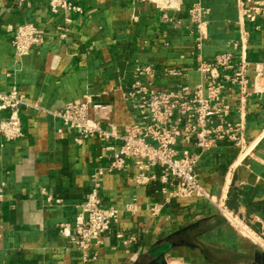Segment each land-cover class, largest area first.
Instances as JSON below:
<instances>
[{
	"label": "crops",
	"instance_id": "0c3cea01",
	"mask_svg": "<svg viewBox=\"0 0 264 264\" xmlns=\"http://www.w3.org/2000/svg\"><path fill=\"white\" fill-rule=\"evenodd\" d=\"M71 1L82 12L70 14L69 32L62 38L56 27L66 25L65 14L52 13L48 0H0V92L16 85L27 102L24 136L11 142L0 136V264H79L81 253L60 233V225H74L91 191V174L106 160L99 158L96 140L78 144L75 132L60 131L62 122L52 111L91 95L94 102L112 106L110 121L122 128L133 121L123 92L137 64L179 65L185 71L183 77L159 76L160 87L194 84L198 56L212 60L241 51L233 46L241 39L237 0ZM197 3L209 9L200 49L190 18ZM27 21L45 30L46 40L16 62L13 30ZM244 28L248 59L264 63V18ZM254 75L251 69L249 77ZM6 116L0 111V121ZM245 138L247 152L222 143L201 156L196 174L253 237L228 223L207 200L165 202L162 183L137 185L131 164L103 178V204L117 207L120 218L104 234L91 264H264V92L247 102ZM130 204L135 213L126 211ZM155 204L163 206L152 215ZM118 231L136 240L124 245Z\"/></svg>",
	"mask_w": 264,
	"mask_h": 264
},
{
	"label": "built area",
	"instance_id": "2783aa9c",
	"mask_svg": "<svg viewBox=\"0 0 264 264\" xmlns=\"http://www.w3.org/2000/svg\"><path fill=\"white\" fill-rule=\"evenodd\" d=\"M12 1L21 4L32 0ZM48 5L52 13L65 14L66 25L56 27L59 36L65 38L69 32L67 25L72 21L70 14L81 13L82 8L71 0H48ZM237 7L241 39L233 42V46L240 47V53L222 52L212 60L198 56L195 68L199 79L194 84L157 85L159 76H185L179 65L135 66L133 80L123 92V99L133 115L131 123L118 127L110 121L112 106L94 102L91 95L52 111L62 122L60 131L75 132L78 144L86 139L96 140L101 152L99 158L106 160L105 165L97 167L91 174V191L80 205L74 225H60V233L81 253L79 264H91L97 259L104 234L119 222L120 210L103 204L104 176L121 172L131 164L137 185L144 186L155 180L162 183L165 202L191 198L207 200L228 223L252 237L228 209L224 199L212 195L201 185L196 174L201 156L218 145L232 143L241 151L248 147L246 105L251 96L264 92V63L253 65L248 59L249 32L244 28L246 23H256L264 18V0H237ZM208 12L209 9L200 3L190 9L199 49L207 38L204 17ZM45 40L46 31L35 23L20 24L13 30L11 38L15 61L20 62ZM251 69L255 72L253 79L249 77ZM25 104L26 96L16 85L9 92H0V111L7 112L0 121V136L4 141L11 142L24 136L22 106ZM30 106L38 108L37 105ZM3 196V187H0V201ZM47 200L51 201V197ZM162 206L155 204L150 209L151 214L157 215ZM126 211L135 213L137 208L130 204ZM117 237L124 245L136 240L134 235L124 231H118Z\"/></svg>",
	"mask_w": 264,
	"mask_h": 264
},
{
	"label": "rangeland",
	"instance_id": "374dc122",
	"mask_svg": "<svg viewBox=\"0 0 264 264\" xmlns=\"http://www.w3.org/2000/svg\"><path fill=\"white\" fill-rule=\"evenodd\" d=\"M247 150H248V147H247L243 152H247ZM243 226L245 227V229H247V230L251 233V235H252V237H253V235H254L253 232L250 231L246 225L243 224ZM255 240H256L258 243L260 242V243L262 244V241H261V240H257V239H255Z\"/></svg>",
	"mask_w": 264,
	"mask_h": 264
}]
</instances>
